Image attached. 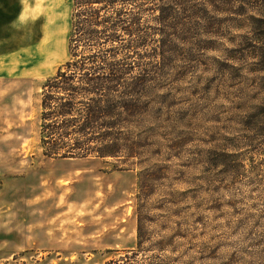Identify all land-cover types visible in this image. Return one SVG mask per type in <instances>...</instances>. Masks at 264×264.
Wrapping results in <instances>:
<instances>
[{
  "label": "rangeland",
  "instance_id": "rangeland-1",
  "mask_svg": "<svg viewBox=\"0 0 264 264\" xmlns=\"http://www.w3.org/2000/svg\"><path fill=\"white\" fill-rule=\"evenodd\" d=\"M73 7L0 0V264H99L136 247L139 169L42 153V85L71 58ZM210 7L225 11H212L211 31L195 39L193 47L205 48L187 53L189 44L179 45L158 91L172 104L164 118L184 114L186 122L176 130L181 143L143 156L146 166L165 167L145 208L153 219L145 248L174 235L159 252L164 264H264V133L246 117L259 74L240 62L248 29L238 27L264 0ZM177 73L185 74L176 81ZM162 132L165 144L177 137L169 126Z\"/></svg>",
  "mask_w": 264,
  "mask_h": 264
},
{
  "label": "trees",
  "instance_id": "trees-1",
  "mask_svg": "<svg viewBox=\"0 0 264 264\" xmlns=\"http://www.w3.org/2000/svg\"><path fill=\"white\" fill-rule=\"evenodd\" d=\"M72 1L68 44L71 58L42 85V153L49 158L94 156L106 162L114 160L116 170L137 167L136 247L114 250L117 256L99 264H164L159 252L170 245L174 235L146 249L145 244L152 238L147 224L153 219L145 208L154 183L165 178V167L156 163L146 166L143 156L149 150L161 154L165 145L169 148L181 143L176 130H180L179 122H186V116L178 114L179 121L164 118V107L171 110L172 104L167 106L158 91L166 87L169 74L165 71L174 67L179 45L189 44L187 53H200L205 47H193L195 39L211 31L210 13L225 9H211L212 0ZM248 9L249 19L238 26L248 29L241 34L245 45L240 62L259 78L254 81L246 117L249 124L255 125V131L263 134L264 8L257 10L259 13ZM154 33L159 35L158 43L150 46ZM184 74L174 79L180 80ZM167 126L169 134L177 133L171 144H165L167 136L162 132ZM224 156L227 154L223 152L216 154L218 159ZM169 203L173 205L174 200ZM152 249L157 253L146 255L145 251Z\"/></svg>",
  "mask_w": 264,
  "mask_h": 264
}]
</instances>
